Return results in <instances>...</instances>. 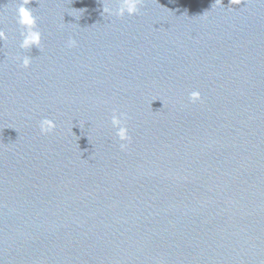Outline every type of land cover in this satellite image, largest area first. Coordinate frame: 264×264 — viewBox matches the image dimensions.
I'll return each mask as SVG.
<instances>
[{"label":"water","instance_id":"obj_1","mask_svg":"<svg viewBox=\"0 0 264 264\" xmlns=\"http://www.w3.org/2000/svg\"><path fill=\"white\" fill-rule=\"evenodd\" d=\"M222 3L31 0L23 68L0 0V264H264V3Z\"/></svg>","mask_w":264,"mask_h":264},{"label":"clouds","instance_id":"obj_2","mask_svg":"<svg viewBox=\"0 0 264 264\" xmlns=\"http://www.w3.org/2000/svg\"><path fill=\"white\" fill-rule=\"evenodd\" d=\"M239 0H231L232 4L238 3ZM264 3V0H261ZM31 0H16V11H17V23L21 27V37L19 42V48L23 50L22 53L15 55V60L20 62V66L28 68L31 66L33 58L24 54L27 50H30L33 46H37L42 49L43 44V33L38 28V17L34 13V9L29 7ZM216 3L223 5L222 0H216ZM143 0H116V6L113 7L111 0H105L103 6V13L106 15H114L118 17H124L125 15H136L140 12ZM0 39L7 41L9 39L8 33L0 28ZM77 41L74 38H70L67 46L69 48L75 47ZM190 100L195 103L202 99V93L199 90H193L189 93ZM127 113L118 112L113 110L111 116V124L115 128L116 136L122 142H130L131 137L129 135V129L127 126ZM57 127L56 121L49 117H44L39 121V128L42 134H48L53 132ZM127 143H121L120 147L126 149Z\"/></svg>","mask_w":264,"mask_h":264}]
</instances>
